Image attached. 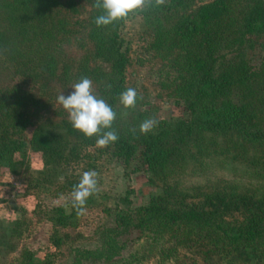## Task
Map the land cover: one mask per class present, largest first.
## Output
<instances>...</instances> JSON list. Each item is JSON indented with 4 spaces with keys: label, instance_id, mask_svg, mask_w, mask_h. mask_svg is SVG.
I'll return each mask as SVG.
<instances>
[{
    "label": "trees",
    "instance_id": "trees-1",
    "mask_svg": "<svg viewBox=\"0 0 264 264\" xmlns=\"http://www.w3.org/2000/svg\"><path fill=\"white\" fill-rule=\"evenodd\" d=\"M76 1H66L75 14ZM85 1L91 9L82 28L91 49L72 59L64 51L72 30L61 11V0H0L3 70L64 87L89 78L96 96L117 113L112 128L118 140L104 150L123 160L126 174L139 169L166 179L187 170L204 171L218 156L239 160L264 151V59L255 70L245 59L251 38L264 39V0H167L102 27L94 23L101 14L95 0ZM135 14L142 15L152 33L148 50L175 70L174 96L189 115L175 123L159 121L147 134L123 120L119 103L120 93L127 89L130 64L121 31ZM261 49L264 52V40ZM38 106V101L17 87L0 88V170L28 172L29 154H39L43 179L36 180L33 188L47 191L45 183L60 179L55 191L70 194L82 173L94 169L96 151L104 150L96 149L97 137L86 138L68 120L63 119L54 130L38 124L34 117ZM198 191L193 198L197 202L187 203V194L176 193L138 207L127 194L120 199L121 208L113 212L114 223L98 229L97 246L73 249L71 264L89 259L114 261L125 250L127 237L130 243L167 239L171 247L161 251L163 258L185 249L205 263L219 258L227 264L245 260L264 264V197H256L253 190L237 192L232 186L210 193ZM92 196L85 207L94 203ZM43 215L54 227L50 243L59 249L66 243L59 229L74 227L80 216L73 207L69 213L53 207ZM21 228V220H15L4 231L11 239L21 235ZM15 262L53 264L49 255L37 261L26 249Z\"/></svg>",
    "mask_w": 264,
    "mask_h": 264
},
{
    "label": "rangeland",
    "instance_id": "rangeland-1",
    "mask_svg": "<svg viewBox=\"0 0 264 264\" xmlns=\"http://www.w3.org/2000/svg\"><path fill=\"white\" fill-rule=\"evenodd\" d=\"M66 1L61 0V11L67 16L72 35L70 42L64 45V51L70 58L79 59L91 49L86 39V31L82 28L88 20L91 8L85 0L76 1L78 12L75 14ZM146 8L149 7L143 10ZM121 36L130 60L126 71V88H133L137 92L135 107H122V113H127L122 116L123 120L135 123L138 128L148 118L169 123L187 120L189 115L183 103H177L173 92L176 72L167 62L161 61L148 50L152 33L142 15H133L126 22ZM251 40V47L245 48V59L255 70L264 59L261 49L264 39L252 37ZM101 65L108 70L107 65ZM6 86L17 87L38 101L35 122L48 130H54L53 127L63 119L69 121L68 113L57 102V97L61 93L65 96L71 94V86L64 87L54 81L37 83L31 79L13 76L8 70H3L0 64V88ZM92 87L96 95V89L93 85ZM34 128L35 126L28 129V135ZM256 154L252 156L249 153L239 160L231 156H218L207 164L204 171L187 170L163 179L139 169L126 174L123 160L114 157L111 151H96L97 158L92 169L98 173L97 191L92 196L94 203L85 207V214L77 219L74 227L59 229L61 236L66 238V243L57 249L50 243L54 227L45 219L43 213L53 207H63L69 213L72 207L71 197L70 194H58L55 191L60 179L45 183L44 188L49 189L47 191L33 188L36 180L43 179V162L39 154L30 153L28 172L20 169L11 171L7 168L0 170V264H16L15 260L24 249L33 252L37 261L49 255L53 264H71L74 261L73 249L91 250L97 246L98 229L107 223H114L113 212L116 208H121L120 199L127 194L134 207L146 205L152 199H166L168 195L176 193L187 194V203L197 202L193 198L199 192L198 189L210 193L231 186L237 192L253 190L256 197H264V151ZM252 160L255 162L253 165L249 163ZM134 167V164L131 165L128 172ZM81 168L83 167H79ZM78 173L82 172L78 170ZM108 210H111L110 215L106 214ZM15 220H21V235L10 239L4 230ZM126 240L125 250L114 261L105 263L89 259L81 264H227V260L221 261L219 258L205 263L185 249H178L175 255L163 258L161 251L171 247L167 239H143L131 243L128 237ZM234 264L254 263L245 260Z\"/></svg>",
    "mask_w": 264,
    "mask_h": 264
},
{
    "label": "clouds",
    "instance_id": "clouds-1",
    "mask_svg": "<svg viewBox=\"0 0 264 264\" xmlns=\"http://www.w3.org/2000/svg\"><path fill=\"white\" fill-rule=\"evenodd\" d=\"M164 4L165 0H95L94 6L101 11V14L96 17L94 23L97 27L108 26L126 20L145 7H158ZM71 88L73 89L71 94L65 96L61 93L57 97V102L68 113L72 128L81 132L86 138L97 137L95 142L97 148H105L116 142L118 135L112 125L117 113L104 99L98 98L93 93L92 81L84 77ZM136 100L137 92L133 88H128L119 95V103L124 109L135 107ZM122 114L127 115L126 112ZM157 123L155 118L145 119L139 125L140 133H149ZM97 176L95 170L83 172L70 193L72 207L78 216L85 214L88 198L97 191Z\"/></svg>",
    "mask_w": 264,
    "mask_h": 264
}]
</instances>
